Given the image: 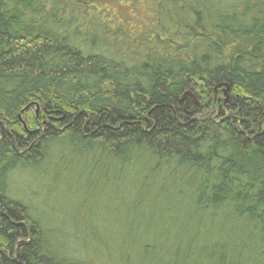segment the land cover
<instances>
[{
  "label": "trees",
  "instance_id": "16d2710c",
  "mask_svg": "<svg viewBox=\"0 0 264 264\" xmlns=\"http://www.w3.org/2000/svg\"><path fill=\"white\" fill-rule=\"evenodd\" d=\"M0 264H264V0H0Z\"/></svg>",
  "mask_w": 264,
  "mask_h": 264
},
{
  "label": "rangeland",
  "instance_id": "374dc122",
  "mask_svg": "<svg viewBox=\"0 0 264 264\" xmlns=\"http://www.w3.org/2000/svg\"><path fill=\"white\" fill-rule=\"evenodd\" d=\"M37 189H41V188H38V187H36ZM42 198H44V204H45V206L43 207H41L40 208V210L42 211V210H44V212H46L47 211V214L49 215V218L51 219V220H55V218H56V221H55V223L59 226V227H61L62 228V230H63V232H64V229H63V226H62V224H64V227L65 228H67L69 231L73 228V222H71V220L73 219L72 218V216H70L69 217V215H65V214H62V213H55V214H53V212L51 211L52 210V208H53V202H52V199H53V197L52 196H50V197H46V193H45V196L44 197H42ZM42 198H40V200L42 199ZM82 201L83 200H81L80 202L77 200V199H74L73 201H72V203H67L66 202V205H68V207H70V205H71V207H70V210L73 212H75L74 214L76 215V211L78 210V208H79V204H81L82 203ZM58 205H59V202H58ZM62 214V215H61ZM55 217V218H54ZM115 217H117L116 215H115ZM99 222V221H98ZM114 223H112L111 222V225H110V227H114ZM79 226V225H78ZM79 228H81V226L79 227Z\"/></svg>",
  "mask_w": 264,
  "mask_h": 264
},
{
  "label": "water",
  "instance_id": "95a60500",
  "mask_svg": "<svg viewBox=\"0 0 264 264\" xmlns=\"http://www.w3.org/2000/svg\"><path fill=\"white\" fill-rule=\"evenodd\" d=\"M225 87V86H224ZM227 92V88H226V90H225V93Z\"/></svg>",
  "mask_w": 264,
  "mask_h": 264
}]
</instances>
